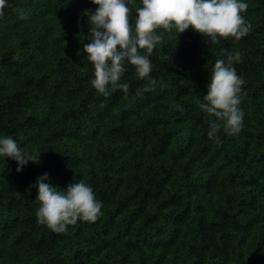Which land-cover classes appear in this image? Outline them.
<instances>
[{
  "label": "trees",
  "instance_id": "trees-1",
  "mask_svg": "<svg viewBox=\"0 0 264 264\" xmlns=\"http://www.w3.org/2000/svg\"><path fill=\"white\" fill-rule=\"evenodd\" d=\"M247 3L239 40L164 32L150 54L155 82L129 65L127 94L104 96L83 52L85 10L98 5L7 0L0 135L39 162L17 172L0 158V264H264V0ZM225 50L239 52L244 127L209 138L197 101ZM44 172L61 189L85 180L103 215L65 233L37 224L30 185Z\"/></svg>",
  "mask_w": 264,
  "mask_h": 264
},
{
  "label": "clouds",
  "instance_id": "clouds-1",
  "mask_svg": "<svg viewBox=\"0 0 264 264\" xmlns=\"http://www.w3.org/2000/svg\"><path fill=\"white\" fill-rule=\"evenodd\" d=\"M91 2L98 7L95 11L85 10L89 43L83 45V52L93 66L90 83L104 96H110L116 90L127 94L129 84L122 82V76L129 65L134 66L138 78L155 82L151 76L150 54L162 41L164 32L174 29L180 34L191 26L210 43L226 37L239 40L250 28L242 14L248 8L247 0ZM6 4L7 0H0V13ZM141 49H144L143 53ZM238 60L239 52L230 51L218 58L208 77L207 91L197 101L198 107L208 115L209 138H218L220 131L238 135L244 127V112L239 105L245 80L234 66ZM0 158L16 161L17 172L22 171L29 161L39 162V157L22 148L11 134L0 135ZM30 187L37 190V224L55 233L67 232L68 226L77 221L95 222L103 215L102 201L96 198L92 186L83 179L74 180L61 189L54 186L49 173L44 172Z\"/></svg>",
  "mask_w": 264,
  "mask_h": 264
}]
</instances>
